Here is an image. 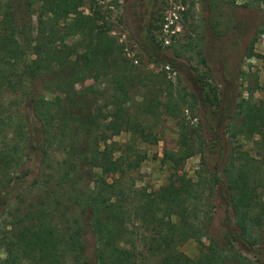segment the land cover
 <instances>
[{
	"label": "trees",
	"instance_id": "1",
	"mask_svg": "<svg viewBox=\"0 0 264 264\" xmlns=\"http://www.w3.org/2000/svg\"><path fill=\"white\" fill-rule=\"evenodd\" d=\"M81 1L23 0L24 15L18 17L14 0H0V91L23 97L29 85L40 80L46 91L55 93L52 99L29 97L43 136L33 147L45 151L43 145H53L64 155L52 177L24 185L29 170L13 172L22 158L15 135L3 134L0 250L5 254L0 264H264L246 255L264 252V183L258 178L264 171V100L242 98L238 112L228 114L223 123L230 133L240 116L239 133L253 139L259 159L248 149L232 146L224 131L218 139L226 145L225 160L209 166L206 144L195 146L196 139L203 141V130L181 118L178 149L163 152V163L172 169L165 183L149 191L137 188L132 173L146 156L133 142L155 143L156 136L123 107L111 106L103 122H97L93 112L101 80L118 92L112 99L125 98L126 84L143 78L142 72L122 56L108 26L78 12ZM70 31L77 34L76 42H67ZM254 41L247 56L259 55ZM199 60L209 72L205 58ZM88 79L91 83L85 86ZM213 98L215 103L204 97L210 106L218 105L219 98ZM165 99L157 101L164 113L179 117L184 109L180 105L182 112H176L179 99L170 90ZM154 100L143 104V112L158 117L159 112H151ZM121 130L130 132L128 141L107 143ZM114 150L121 162L111 156ZM197 151L201 166L195 178L179 173L182 162ZM64 170L70 172L67 185L59 178ZM215 206H223L225 214L220 231L212 236ZM88 233L94 241L90 254ZM206 235L208 242L196 256L180 249L187 240Z\"/></svg>",
	"mask_w": 264,
	"mask_h": 264
},
{
	"label": "rangeland",
	"instance_id": "2",
	"mask_svg": "<svg viewBox=\"0 0 264 264\" xmlns=\"http://www.w3.org/2000/svg\"><path fill=\"white\" fill-rule=\"evenodd\" d=\"M14 1L17 16H23V0ZM168 8H174L178 14L172 34H165L161 25ZM77 10L97 20L98 24L108 26L109 32L120 44L122 56L134 70L142 72L143 78L126 84L128 95L125 98L112 99L113 94L118 92L107 80H101L97 87L99 98L93 112L94 119L103 122L109 116L111 106L123 107L156 136L155 143L133 142L146 156L132 173L137 188L149 191L165 183L172 169L163 163V152L178 149V120L181 118H184L183 122L190 121L203 130V141L199 143L201 137L196 139L195 146L206 144L204 156L209 166H218L225 160L226 145L223 139H218L224 131L227 134L223 137L227 139L229 136L232 146L248 149L253 156L260 158L259 153L255 154L253 139L239 133L240 116L230 125V133L223 123L228 114L238 112L242 98L254 102L264 100V0H82ZM36 32L33 17V33ZM164 37L168 38V43L164 42ZM76 38L77 34L70 31L67 42H76ZM254 38L253 50L259 55L247 56L248 46ZM200 56L205 58L209 72L203 68ZM89 83L90 79L84 85ZM75 88H81V84H76ZM168 90L179 99L176 112H182L178 106L184 107L179 117L164 113L163 105L157 102H166L165 92ZM22 95L0 91V147H4L3 134L13 132L22 157L13 172L20 175L23 170H29L23 183L29 185L34 178L43 177L45 180L52 177L56 162L64 155L53 149V145H43L45 151L33 147L42 143L43 136L29 97L52 99L55 93L46 91L40 80H36ZM193 96L195 99H192ZM205 96L213 103V97L217 96L218 105L210 106ZM153 99L155 107L151 112H159L158 117L143 112V104ZM219 124L222 125L219 127ZM130 138L129 131L121 130L113 134L107 143L115 141L122 144ZM215 141L217 145L212 149ZM111 156L117 162L122 161L117 150ZM200 163L201 153L197 151L182 162L178 172L195 178ZM63 175L59 178L62 184L67 185L70 172L64 170ZM2 177L3 171H0ZM258 178L264 183V171L258 174ZM107 179L110 177L107 176ZM260 190L264 192V184ZM224 214L223 206H215L209 235L220 231ZM3 220L4 213H0V222ZM85 239L86 250L90 254L94 243L92 235L88 233ZM207 242V235L200 240L190 239L180 249L189 256H196L202 243ZM4 254L0 250V255ZM246 255L264 262L263 251L252 250Z\"/></svg>",
	"mask_w": 264,
	"mask_h": 264
},
{
	"label": "built area",
	"instance_id": "3",
	"mask_svg": "<svg viewBox=\"0 0 264 264\" xmlns=\"http://www.w3.org/2000/svg\"><path fill=\"white\" fill-rule=\"evenodd\" d=\"M172 2H170L171 4ZM178 20V14L176 12V10L174 8H168L165 12V16L162 22V31L165 34H172L175 32L174 30V24L177 22ZM164 42L168 43L169 40L167 37H164ZM132 57V56H131ZM134 61L136 62V59H134Z\"/></svg>",
	"mask_w": 264,
	"mask_h": 264
}]
</instances>
